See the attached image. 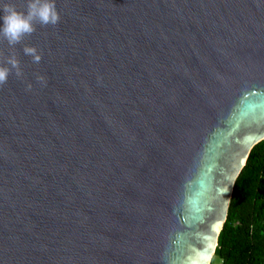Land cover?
<instances>
[{
  "label": "water",
  "instance_id": "water-1",
  "mask_svg": "<svg viewBox=\"0 0 264 264\" xmlns=\"http://www.w3.org/2000/svg\"><path fill=\"white\" fill-rule=\"evenodd\" d=\"M56 6L0 39V264H211L264 139V0Z\"/></svg>",
  "mask_w": 264,
  "mask_h": 264
},
{
  "label": "trees",
  "instance_id": "trees-1",
  "mask_svg": "<svg viewBox=\"0 0 264 264\" xmlns=\"http://www.w3.org/2000/svg\"><path fill=\"white\" fill-rule=\"evenodd\" d=\"M214 257L219 264H264V139L235 182Z\"/></svg>",
  "mask_w": 264,
  "mask_h": 264
},
{
  "label": "clouds",
  "instance_id": "clouds-1",
  "mask_svg": "<svg viewBox=\"0 0 264 264\" xmlns=\"http://www.w3.org/2000/svg\"><path fill=\"white\" fill-rule=\"evenodd\" d=\"M59 20L56 0H26V9L23 11L18 10L10 0H0V39L7 41L12 48L20 44L24 37L31 35L37 23L41 26L56 25ZM23 53L32 57L33 63L41 60L35 46L25 45ZM13 73L17 77L22 75L20 61L14 52L0 63V85L6 83Z\"/></svg>",
  "mask_w": 264,
  "mask_h": 264
},
{
  "label": "rangeland",
  "instance_id": "rangeland-1",
  "mask_svg": "<svg viewBox=\"0 0 264 264\" xmlns=\"http://www.w3.org/2000/svg\"><path fill=\"white\" fill-rule=\"evenodd\" d=\"M212 264H219L220 260L217 257L212 258Z\"/></svg>",
  "mask_w": 264,
  "mask_h": 264
}]
</instances>
